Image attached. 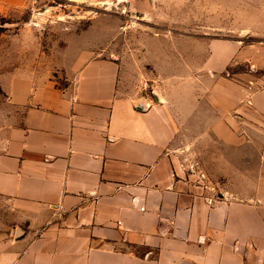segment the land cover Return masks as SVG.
<instances>
[{
	"label": "crops",
	"instance_id": "crops-1",
	"mask_svg": "<svg viewBox=\"0 0 264 264\" xmlns=\"http://www.w3.org/2000/svg\"><path fill=\"white\" fill-rule=\"evenodd\" d=\"M102 48L74 43L64 88L1 70L0 264H264V44L180 34L143 66L151 93ZM195 125L257 155L244 197L183 163Z\"/></svg>",
	"mask_w": 264,
	"mask_h": 264
},
{
	"label": "rangeland",
	"instance_id": "rangeland-1",
	"mask_svg": "<svg viewBox=\"0 0 264 264\" xmlns=\"http://www.w3.org/2000/svg\"><path fill=\"white\" fill-rule=\"evenodd\" d=\"M184 33L264 44V0H31L20 7H0V72L16 67L64 88L70 81L56 62L66 58L75 42L98 40L106 54L137 69L157 48L169 49ZM143 70L150 78L134 73V87L154 92L144 91L143 84L156 85L160 78L155 82L151 72ZM250 71L241 64L230 73ZM202 132L206 129L198 125L189 128L187 133L193 135L179 142L181 160L194 166L213 193L235 191L244 197L248 186L235 184L234 177L249 174L248 166L256 165L257 155L249 147L237 153L234 144L216 136L199 137ZM260 143L253 135L250 144ZM241 163L242 168H235Z\"/></svg>",
	"mask_w": 264,
	"mask_h": 264
},
{
	"label": "built area",
	"instance_id": "built-area-1",
	"mask_svg": "<svg viewBox=\"0 0 264 264\" xmlns=\"http://www.w3.org/2000/svg\"><path fill=\"white\" fill-rule=\"evenodd\" d=\"M143 87L145 90H147L148 88H151L150 84H143Z\"/></svg>",
	"mask_w": 264,
	"mask_h": 264
},
{
	"label": "bare ground",
	"instance_id": "bare-ground-1",
	"mask_svg": "<svg viewBox=\"0 0 264 264\" xmlns=\"http://www.w3.org/2000/svg\"><path fill=\"white\" fill-rule=\"evenodd\" d=\"M41 15H43V14H41Z\"/></svg>",
	"mask_w": 264,
	"mask_h": 264
}]
</instances>
